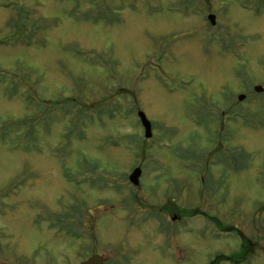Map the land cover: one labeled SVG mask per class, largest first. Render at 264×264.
<instances>
[{
  "label": "rangeland",
  "instance_id": "374dc122",
  "mask_svg": "<svg viewBox=\"0 0 264 264\" xmlns=\"http://www.w3.org/2000/svg\"><path fill=\"white\" fill-rule=\"evenodd\" d=\"M256 84L264 0H0V264H248Z\"/></svg>",
  "mask_w": 264,
  "mask_h": 264
},
{
  "label": "water",
  "instance_id": "95a60500",
  "mask_svg": "<svg viewBox=\"0 0 264 264\" xmlns=\"http://www.w3.org/2000/svg\"><path fill=\"white\" fill-rule=\"evenodd\" d=\"M212 17H210V20L212 22ZM256 91L260 90V87H255L254 88ZM239 99H241V97H239ZM140 122L142 124V126L144 127V136L146 138L150 137V124L149 122L146 120L144 114L142 112H138L137 113ZM139 175V170L135 169L131 175L129 176V180L133 183L136 184L137 183V177ZM80 264H103L102 259L100 256L94 255L89 257L87 260L81 262ZM251 264H264V254L261 253L258 255V257L251 263Z\"/></svg>",
  "mask_w": 264,
  "mask_h": 264
}]
</instances>
